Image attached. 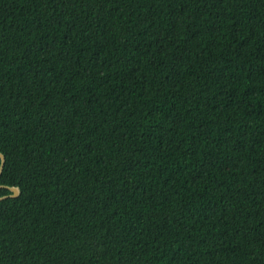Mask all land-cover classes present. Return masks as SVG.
I'll use <instances>...</instances> for the list:
<instances>
[{
  "label": "trees",
  "instance_id": "16d2710c",
  "mask_svg": "<svg viewBox=\"0 0 264 264\" xmlns=\"http://www.w3.org/2000/svg\"><path fill=\"white\" fill-rule=\"evenodd\" d=\"M0 152V264H264V0H0Z\"/></svg>",
  "mask_w": 264,
  "mask_h": 264
},
{
  "label": "water",
  "instance_id": "95a60500",
  "mask_svg": "<svg viewBox=\"0 0 264 264\" xmlns=\"http://www.w3.org/2000/svg\"><path fill=\"white\" fill-rule=\"evenodd\" d=\"M4 159H5L4 154L2 152H0V172H1L3 164H4ZM0 186H2V185H0ZM3 187H6V186L3 185ZM6 188H8L11 191V194H9V196H11V197L17 196L20 192L19 188L16 186H11V187L7 186ZM6 197H7L6 195L2 196V197H0V200L3 198H6Z\"/></svg>",
  "mask_w": 264,
  "mask_h": 264
}]
</instances>
